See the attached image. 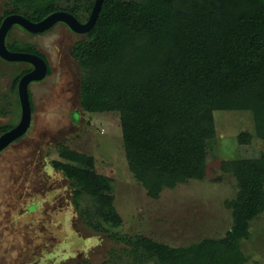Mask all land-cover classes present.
Masks as SVG:
<instances>
[{
  "label": "trees",
  "instance_id": "obj_1",
  "mask_svg": "<svg viewBox=\"0 0 264 264\" xmlns=\"http://www.w3.org/2000/svg\"><path fill=\"white\" fill-rule=\"evenodd\" d=\"M6 3L12 8L0 24L10 14L38 22L57 11L85 22L94 0ZM83 36L72 47L83 74L80 107L119 114L129 169L151 197L204 178L215 111H250L255 136L264 141V0H103ZM6 47L43 58L28 42L13 40ZM31 69L25 63L14 73L15 92ZM15 125L0 126V135ZM252 138L244 131L237 140L249 144ZM63 156L52 167L71 181L80 219L95 231L106 229L103 224L120 227L110 179L98 176L83 153L67 149ZM232 173L239 191L226 202L233 223L222 237L171 247L143 235L121 236L131 264H245L240 242L264 211V152L234 160ZM84 197L89 206L82 208Z\"/></svg>",
  "mask_w": 264,
  "mask_h": 264
},
{
  "label": "rangeland",
  "instance_id": "obj_2",
  "mask_svg": "<svg viewBox=\"0 0 264 264\" xmlns=\"http://www.w3.org/2000/svg\"><path fill=\"white\" fill-rule=\"evenodd\" d=\"M11 8L0 0V16ZM83 37L63 23L41 33L14 25L7 33L6 42L34 45L51 71L28 86L33 111L27 131L0 151V264H131L121 236L143 235L171 247L222 237L233 223L226 202L239 191L232 162L264 152L252 113L215 111L204 178L151 197L129 169L119 114L80 107L83 74L72 47ZM22 64L0 61V126L18 123L12 78ZM244 131L253 135L249 144L237 140ZM67 149L91 157L97 175L110 179L120 227L103 224L108 231H95L80 219L71 181L52 167L54 160L65 161ZM88 202L84 197L80 207ZM249 232L240 242L245 264H264V211L249 223Z\"/></svg>",
  "mask_w": 264,
  "mask_h": 264
},
{
  "label": "water",
  "instance_id": "obj_3",
  "mask_svg": "<svg viewBox=\"0 0 264 264\" xmlns=\"http://www.w3.org/2000/svg\"><path fill=\"white\" fill-rule=\"evenodd\" d=\"M102 1L94 0L89 17L85 22H80L73 15L65 11L53 12L38 22H31L19 14H10L3 18L0 24V58L7 62L28 63L32 66V69L18 81L17 94L20 105V117L18 123L13 128L0 135V151L27 131L32 113L28 86L31 82L42 80L48 70L47 63L41 56L33 53L12 52L8 50L5 40L9 29L17 25L27 32L41 33L56 23H63L72 32L85 34L93 27Z\"/></svg>",
  "mask_w": 264,
  "mask_h": 264
},
{
  "label": "flooded vegetation",
  "instance_id": "obj_4",
  "mask_svg": "<svg viewBox=\"0 0 264 264\" xmlns=\"http://www.w3.org/2000/svg\"><path fill=\"white\" fill-rule=\"evenodd\" d=\"M42 54V53H41ZM43 55V54H42ZM43 59L46 61V63H47V67H48V70H47V74H50V71H51V69H50V65H49V62L47 61V59H46V57L43 55Z\"/></svg>",
  "mask_w": 264,
  "mask_h": 264
}]
</instances>
